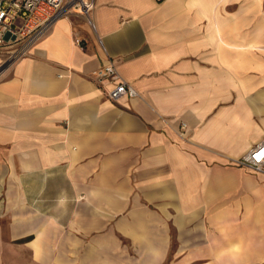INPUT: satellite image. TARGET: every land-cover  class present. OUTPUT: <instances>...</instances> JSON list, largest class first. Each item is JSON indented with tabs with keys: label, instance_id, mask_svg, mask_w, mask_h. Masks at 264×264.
<instances>
[{
	"label": "crops",
	"instance_id": "obj_1",
	"mask_svg": "<svg viewBox=\"0 0 264 264\" xmlns=\"http://www.w3.org/2000/svg\"><path fill=\"white\" fill-rule=\"evenodd\" d=\"M90 18L0 75V264H264V165L238 164L264 141V0ZM108 58L137 96L90 78Z\"/></svg>",
	"mask_w": 264,
	"mask_h": 264
},
{
	"label": "built area",
	"instance_id": "obj_2",
	"mask_svg": "<svg viewBox=\"0 0 264 264\" xmlns=\"http://www.w3.org/2000/svg\"><path fill=\"white\" fill-rule=\"evenodd\" d=\"M94 0H0V52L7 59L0 64V75L15 62L28 55L30 49L68 15H84L89 19ZM76 43L82 44L80 39ZM90 78L112 102L122 97H135L137 90L123 79L115 61H108L91 72ZM238 164L254 171L264 165V141L238 160Z\"/></svg>",
	"mask_w": 264,
	"mask_h": 264
}]
</instances>
